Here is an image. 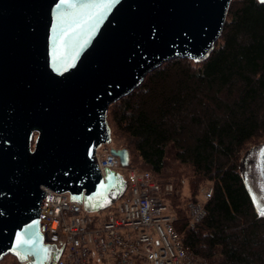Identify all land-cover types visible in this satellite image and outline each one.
<instances>
[{"label": "water", "instance_id": "1", "mask_svg": "<svg viewBox=\"0 0 264 264\" xmlns=\"http://www.w3.org/2000/svg\"><path fill=\"white\" fill-rule=\"evenodd\" d=\"M231 1L116 0L101 11L81 5L108 0H0V261L56 264L63 247L45 244L40 228L46 190L88 213L122 197L125 179L102 176L95 156L112 143L109 106L167 61H205ZM110 151L129 165L125 148ZM238 169L264 218V140Z\"/></svg>", "mask_w": 264, "mask_h": 264}, {"label": "trees", "instance_id": "2", "mask_svg": "<svg viewBox=\"0 0 264 264\" xmlns=\"http://www.w3.org/2000/svg\"><path fill=\"white\" fill-rule=\"evenodd\" d=\"M107 121L130 168L186 179L188 196L177 187L167 199L184 247L213 264H264V218L238 169L243 152L264 140V3L232 0L205 61L163 63L109 106ZM204 182L213 193L190 227L187 204ZM0 264L18 261L8 254Z\"/></svg>", "mask_w": 264, "mask_h": 264}, {"label": "built area", "instance_id": "3", "mask_svg": "<svg viewBox=\"0 0 264 264\" xmlns=\"http://www.w3.org/2000/svg\"><path fill=\"white\" fill-rule=\"evenodd\" d=\"M95 156L102 176L105 168L122 175L126 190L114 205L95 213L67 193L46 190L40 228L45 244L63 247L56 264H213L184 247L174 229L167 201L176 190L173 181L122 166L108 145ZM200 193L198 201L187 204L190 227L205 216L212 185H202Z\"/></svg>", "mask_w": 264, "mask_h": 264}, {"label": "rangeland", "instance_id": "4", "mask_svg": "<svg viewBox=\"0 0 264 264\" xmlns=\"http://www.w3.org/2000/svg\"><path fill=\"white\" fill-rule=\"evenodd\" d=\"M112 134V133H111ZM121 143V139H119L117 136L113 135L112 134V143L110 144L111 147H118ZM138 170H141L139 169L138 167H134ZM175 185V191H177V189H182V195L184 197H187L188 196V190H187V183H186V179H177V178H171ZM207 184H210L209 182H204L202 185H207ZM178 187V188H177ZM198 197L200 198L201 197V193L199 192V195ZM9 261V260H8Z\"/></svg>", "mask_w": 264, "mask_h": 264}, {"label": "snow or ice", "instance_id": "5", "mask_svg": "<svg viewBox=\"0 0 264 264\" xmlns=\"http://www.w3.org/2000/svg\"><path fill=\"white\" fill-rule=\"evenodd\" d=\"M62 2H67V0H62ZM116 0H108V2L102 4V5H89V4H85V5H81V7L84 8H90V7H97L99 8L101 11L108 9L112 6L113 3H115ZM77 27H79V25H77ZM70 31H75V29H70ZM65 36L69 35V31H66L64 33ZM261 215H264V210L261 211ZM20 243H31L30 241H24L21 240ZM40 251L44 254V260L47 259V253H48V249L47 248H41ZM41 264H44V261H41Z\"/></svg>", "mask_w": 264, "mask_h": 264}]
</instances>
